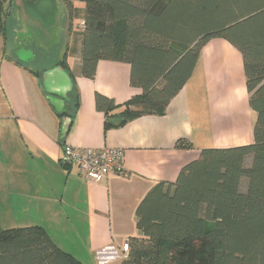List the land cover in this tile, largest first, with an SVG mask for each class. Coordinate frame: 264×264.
I'll list each match as a JSON object with an SVG mask.
<instances>
[{"label": "crops", "instance_id": "0c3cea01", "mask_svg": "<svg viewBox=\"0 0 264 264\" xmlns=\"http://www.w3.org/2000/svg\"><path fill=\"white\" fill-rule=\"evenodd\" d=\"M82 4L74 0L66 6L64 31L74 42L67 47L70 52L59 50L54 59L45 53L47 58L38 69L16 57L20 41L15 42L17 33L13 39L9 29L17 27L22 34L23 26L31 25L48 31L49 23L29 20L23 9L22 25L12 18L11 10L5 40L0 37V226H40L82 264H120L126 257L123 244L140 237L135 210L149 189L159 182H174L201 149L253 143L256 113L248 103L241 52L214 38L201 48L190 78L164 114H143L105 130L95 94L122 105L141 90L130 85V67L125 62L102 59L92 79L81 76V33L74 23ZM65 54L73 75L72 91L68 100L51 103L44 71L55 67ZM62 111L71 115L64 134L67 116L60 117ZM179 139L191 147L179 146ZM64 145L122 148L125 174L98 183L87 180L76 167L59 162Z\"/></svg>", "mask_w": 264, "mask_h": 264}, {"label": "trees", "instance_id": "16d2710c", "mask_svg": "<svg viewBox=\"0 0 264 264\" xmlns=\"http://www.w3.org/2000/svg\"><path fill=\"white\" fill-rule=\"evenodd\" d=\"M12 1L0 0L4 40ZM72 1L63 0L67 7ZM78 1L84 3L81 76L92 79L102 59L125 62L130 85L141 90L122 105L95 94L105 130L143 114H164L214 38L241 52L256 113L253 143L201 149L174 182L149 189L135 210L140 237L130 238L120 264H264V0ZM56 66L72 79L66 54ZM177 144L191 147L184 139ZM0 264L82 263L40 226H0Z\"/></svg>", "mask_w": 264, "mask_h": 264}, {"label": "rangeland", "instance_id": "374dc122", "mask_svg": "<svg viewBox=\"0 0 264 264\" xmlns=\"http://www.w3.org/2000/svg\"><path fill=\"white\" fill-rule=\"evenodd\" d=\"M36 5H39L36 8ZM84 3L82 4V9ZM26 12L27 18L29 20H37L39 23L47 22L45 27L49 28L48 31H45V28L41 26L40 29H37L35 26L27 25L23 26V33H20V30L15 27V29H9L10 34L13 36L15 32V42L18 43V50L15 53L16 57L20 62L25 66H31L35 69H38V64H40L43 59H46L45 53L49 52L48 57L54 59L57 55V52L63 54L64 52H70L71 43L73 40L67 35V32L64 31V21L68 18V13L65 3L62 0H13L11 4L10 11L12 10V18L17 19L18 22H22L21 13L22 11ZM83 10H81L78 16L75 19L74 28L79 32L83 30ZM10 16V15H9ZM24 23L22 22V25ZM52 24V25H51ZM17 25V24H16ZM38 26V25H37ZM26 45L27 48L23 46ZM74 45V42H73ZM9 52V51H8ZM11 55V53H9ZM34 55L37 57V61H34ZM15 57V56H14ZM246 164H249V160L246 161ZM244 185H242V190ZM2 229H5L4 225H1Z\"/></svg>", "mask_w": 264, "mask_h": 264}, {"label": "built area", "instance_id": "2783aa9c", "mask_svg": "<svg viewBox=\"0 0 264 264\" xmlns=\"http://www.w3.org/2000/svg\"><path fill=\"white\" fill-rule=\"evenodd\" d=\"M59 162L64 167H76L83 177L93 182H101L110 175H124V150L118 147L90 148L64 145ZM128 242L122 250L127 254Z\"/></svg>", "mask_w": 264, "mask_h": 264}, {"label": "water", "instance_id": "95a60500", "mask_svg": "<svg viewBox=\"0 0 264 264\" xmlns=\"http://www.w3.org/2000/svg\"><path fill=\"white\" fill-rule=\"evenodd\" d=\"M44 86L50 94L51 103L58 101V98L68 100V95L72 91V81L69 74L59 66L52 67L44 71ZM61 113H64L63 111ZM66 113V112H65ZM70 117H65L62 124V133H66L70 123Z\"/></svg>", "mask_w": 264, "mask_h": 264}]
</instances>
